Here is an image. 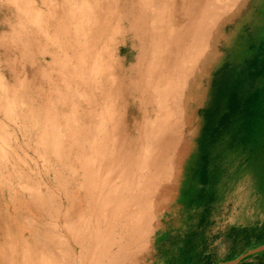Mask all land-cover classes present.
<instances>
[{
	"label": "rangeland",
	"instance_id": "obj_1",
	"mask_svg": "<svg viewBox=\"0 0 264 264\" xmlns=\"http://www.w3.org/2000/svg\"><path fill=\"white\" fill-rule=\"evenodd\" d=\"M228 1L220 0L218 10L242 6L247 22L258 18L261 27L249 34L237 26L236 5L214 22L216 32L205 43L213 40L212 56L203 47L196 56L191 151L174 161L178 168L162 161L176 149L166 154L133 144L143 125L158 135L178 118L176 78L172 85L156 71L157 53L153 61L149 45H142L153 40L158 21L165 26L172 16L177 25L191 8L188 0H0V264H64L63 254L54 255L67 249L72 264H87L86 251L95 258L108 240L119 253L116 242H133L134 228L147 223L139 212L156 206L158 214L163 207L173 214L159 218L169 222L138 264H233L237 258L264 264V220L248 232L222 235L225 219L250 208L251 182L258 185L264 169V118L254 114L264 104V8L256 7L258 0ZM191 44H182V53ZM257 193L264 197V187ZM226 198L234 205L225 206ZM135 210L139 216L130 214ZM139 236L138 249L147 243L146 233ZM100 261L108 264L104 256Z\"/></svg>",
	"mask_w": 264,
	"mask_h": 264
},
{
	"label": "bare ground",
	"instance_id": "obj_2",
	"mask_svg": "<svg viewBox=\"0 0 264 264\" xmlns=\"http://www.w3.org/2000/svg\"><path fill=\"white\" fill-rule=\"evenodd\" d=\"M143 2H144V0H142ZM151 1V0H150ZM184 1H186V0H184ZM228 3H230V1H228V0H226ZM234 1V0H233ZM240 1H242V0H240ZM261 1L262 0H258V2L256 3V7L258 8V9H263L264 8V5H262L261 4ZM142 2V3H143ZM147 2L148 1H146V2H144L143 3V5L145 6V3L147 4ZM171 2V1H170ZM188 2H189V4L191 5V8H189V9H185L186 10V13L184 14V15H182L183 16V18H181V20L177 23V25H176V23L174 22L175 21V19H174V21H172V16L170 17V19H169V21L167 22L168 24L167 25H163L162 24V21L163 20H165V19H162V20H160V21H158L157 20V15L155 14V16H154V18L156 19V22H157V26L156 25H154V26H156L153 30L155 31V32H153V36H154V38H153V40L151 39V40H145V42H144V44L142 45V50H144V46H147V45H149V51H151L150 52V54H152V55H150V56H152L151 58L153 59L154 57V55L156 56V60H158L159 62H157V64H156V66H155V64L153 63V66L155 67V70L156 71H158V70H160V69H162L163 70V72L164 73H166L167 74V77L170 79V84H172V85H174L173 84V82H174V80H171V78H176V80H175V83H176V86L174 85V86H172L174 89L172 90V91H175L174 93V96H175V98L173 99V105H174V107H175V110L176 111H178V113L177 112H175V111H173L174 112V114H175V116H176V113H177V119H175V120H173V122L174 121H176V120H178L176 123H174V124H172L173 122H171V121H169L168 123L167 122H165V123H167V124H163V125H161V126H164L165 127V129L163 128V130H162V132L160 133V134H158L157 135V132H155V131H157L156 129L155 130H153L154 128H152V130H151V128L149 127V126H147V125H143V129L141 130V131H139L140 132V135H141V138H139V141H136V143L135 144H133L134 146H135V148H139V149H141V147L142 148H146V149H148V150H150V152L152 151V149L153 150H155V148L154 147H160L161 149H162V151L159 149V148H157V149H159L160 150V152H166V154H168L169 152H170V150L172 151L173 149H176L175 151V153H174V155H172V156H177L176 157V159H174V157H169V156H167V157H169V158H166V160H162V161H164V163H165V161L167 162L168 160H169V163H171L172 164V162H173V165H174V161L176 160V161H178V160H180V159H182V158H180L181 157V155L183 156V157H185L184 156V154H187L188 152H190L191 151V148L189 149V139H192V137L191 138H188V135H187V131H191V125L193 124V120H194V112H193V110L191 109V107H189V106H191V105H193V102H194V99H195V95L193 94V89H195L196 88V82H197V80H198V77H199V69H198V67H199V63H198V58L196 57V56H200V54H202L201 52L204 50V49H202V47L203 48H205V50H206V53L208 52L207 51V49H209L210 48V50H214V44H213V40L211 39V41H210V43H208V47L207 46H205V43L207 42L206 40H209L211 37H212V35H214L215 34V32H216V30H215V24H214V22L216 21H218V18H223L224 16H226V15H229V10H231V9H233L234 7H232V3H234V2H232L231 1V4L232 5H226V7H228V8H225V9H227V11H225L224 9V13L223 12H221L222 11V8H224L223 7V5L222 4H220L219 2H220V0H219V2L217 1V0H188ZM176 3V2H175ZM222 3V2H221ZM241 3H243V2H241ZM138 4V3H137ZM169 4V3H168ZM132 5V4H131ZM175 5V4H174ZM222 6V8H221V6ZM236 5V4H235ZM235 5H233V6H235ZM143 6V7H144ZM230 6H231V9H230ZM149 7V6H148ZM148 7H147V10H149L148 9ZM173 7H175V6H173ZM242 7V6H241ZM241 7H239V6H237L236 5V7H235V10L236 11H238V12H240V10H241V16L236 20V25L237 26H239L240 24L243 26V25H245L244 26V28H246L247 30H248V33L249 34H252V32H257V30L261 27L260 25H259V19L258 18H256L255 19V21H254V18L253 19H251L252 21H249V22H247V15H246V13L248 12H246V10L249 8V5H246V2H245V6H244V13H245V15L244 14H242V8ZM168 6H166V11L168 10ZM239 8V9H238ZM155 9V8H154ZM170 9V8H169ZM218 9H221V11L220 10H218ZM146 10V11H147ZM174 10V9H173ZM204 10H206V11H204ZM155 11V10H154ZM163 11H165V10H163ZM149 12V11H148ZM161 12H162V10H161ZM169 11H167V13H168ZM174 12V11H173ZM188 12V13H187ZM237 12V13H238ZM160 13V12H159ZM166 12H165V15L167 14ZM219 13H221V14H219ZM158 14V13H157ZM164 14V13H163ZM162 14V15H163ZM141 15V14H140ZM161 15V14H160ZM162 15L160 16V17H162ZM167 15H169V14H167ZM215 15V16H214ZM146 16V15H145ZM138 17V16H137ZM136 17V18H137ZM174 17V16H173ZM218 17V18H217ZM135 18V19H136ZM153 17H152V20H154L155 21V19H154ZM165 18H166V16H165ZM217 18V19H216ZM139 20V19H138ZM167 20H168V16H167ZM177 20V19H176ZM220 20V19H219ZM141 21V20H140ZM166 21V20H165ZM215 22V23H216ZM247 22V23H246ZM137 23V22H136ZM153 23V22H152ZM246 23V24H245ZM215 25V26H214ZM248 25V26H247ZM151 26H152V24H151ZM264 28V27H263ZM147 33V32H146ZM149 33V32H148ZM230 35V34H229ZM153 36H151V37H153ZM228 36V35H227ZM242 35L240 34V37H241ZM240 37H239V41H242V39H240ZM229 38V39H228ZM228 39V41H233L232 40V36L230 35L229 37H226V40ZM244 39V38H243ZM187 40L188 41H192V44L190 45L191 46V48H190V50H186L184 53H182V48L183 47H181V45L182 44H184L185 42H187ZM162 42H164V43H167L168 45H165V44H163ZM161 44H163V46H161ZM192 45H194V48L192 47ZM166 46V47H165ZM229 46H231V44H229ZM233 47V46H232ZM202 49V50H201ZM205 52V51H204ZM144 51L142 52V55H144ZM162 53V54H161ZM198 53V54H197ZM206 53H204V54H206ZM209 53V52H208ZM207 53V54H208ZM212 53V52H211ZM163 55L162 56V58H158L157 57V55ZM141 55V56H142ZM209 55H210V57L212 56L210 53H209ZM209 55H207L208 56V58H209ZM149 56V57H150ZM206 56V55H205ZM204 57V56H203ZM203 57H200L201 59L203 58ZM142 58L140 57V60H141ZM155 59V58H154ZM154 59H153V61H154ZM177 59H178V61H177ZM201 59H200V61H201ZM185 60H189L190 62L192 61V65H190V66H184L183 64V61H185ZM193 60H195V63H194V61ZM204 60V59H203ZM203 60H202V62H203ZM152 61V62H153ZM199 61V62H200ZM149 62H151V60H149ZM138 63H140V62H138ZM142 63V62H141ZM186 63V62H185ZM147 64H148V62H147ZM146 64V65H147ZM152 64V63H151ZM150 64V65H151ZM187 64V63H186ZM200 64H202V63H200ZM143 65V64H142ZM147 66H149V65H147ZM146 66V67H147ZM153 67V68H154ZM148 68V67H147ZM147 68H146V71H147ZM149 68H152V67H149ZM199 70V71H198ZM152 71V70H151ZM160 72V71H159ZM147 83V82H146ZM153 84H154V81H153ZM147 85H149L150 86V84L148 83ZM148 87V86H147ZM149 95V94H148ZM171 95V94H170ZM168 97V96H167ZM162 99L161 100H164V97H161ZM166 98H165V103H166ZM160 101V100H159ZM168 101H170V100H168ZM164 103V104H165ZM170 104V103H169ZM164 106V105H163ZM166 106V105H165ZM166 109V108H165ZM167 110V109H166ZM153 111V110H152ZM166 112V111H165ZM165 112H163V114L165 113ZM157 113H158V111H157ZM145 114V113H144ZM158 115H160V114H158ZM166 115H169L167 112H166ZM165 115V116H166ZM155 116V115H154ZM162 116V115H161ZM160 116V117H161ZM165 116H162V118H164ZM174 116V117H175ZM168 117V116H167ZM167 117H165V118H167ZM146 118V117H145ZM144 118V119H145ZM154 118V117H153ZM157 118V117H156ZM162 118H161V120H162ZM164 118V119H165ZM155 119V118H154ZM169 120V119H168ZM167 120V121H168ZM159 121V120H158ZM149 122V121H148ZM162 122V121H161ZM164 122V121H163ZM162 122V123H163ZM152 123V122H151ZM141 124V123H140ZM141 126V125H140ZM158 127V126H157ZM140 129V128H139ZM159 130H160V127H159ZM163 131H165V133L166 134H168V133H170L169 135H168V137H167V135H165V134H163ZM156 133V134H155ZM185 134V137L183 136ZM190 135H191V132L189 133ZM150 135H152L151 137H150ZM159 135H162L163 137H160ZM172 135H174V136H172ZM142 136H144V139H146V142L144 143L143 141H142ZM169 136H172V137H169ZM192 136V135H191ZM148 137H150V138H148ZM186 137H187V139H186ZM147 139H151V140H153V139H155L153 142L152 141H147ZM152 148V149H151ZM146 149H145V151H146ZM168 151V153H167V151ZM190 150V151H189ZM161 154V153H160ZM166 154H164V155H166ZM169 155H171V154H169ZM146 156V155H145ZM162 156V155H161ZM152 157V156H151ZM165 156H163V158H164ZM147 161V160H146ZM181 161V160H180ZM142 162V161H141ZM177 163H175V165L174 166H179V165H176ZM178 164H179V161H178ZM157 165H159V164H157ZM161 165H163V163L161 164ZM159 166V167H161L162 168V166ZM166 166H168V165H166ZM179 168V167H178ZM167 170V169H166ZM174 170H176V168H174ZM161 171H163V170H161ZM178 171V170H177ZM160 172V171H159ZM129 173V172H128ZM152 173H153V171H152ZM167 173V172H166ZM157 174V173H156ZM160 174V173H159ZM165 174V173H164ZM155 177V176H154ZM164 177V176H163ZM151 178V177H150ZM153 180H154V178H153ZM160 180H162V179H160ZM148 182H149V180H148ZM154 182H156V181H154ZM165 182V181H164ZM164 182H162V184L164 183ZM144 183V182H143ZM147 183V182H146ZM166 183V182H165ZM141 185V184H140ZM144 185H146V184H144ZM155 185V184H154ZM103 186V185H102ZM157 187V186H156ZM112 188V187H111ZM161 188V187H160ZM168 188V187H167ZM109 189V188H108ZM113 189V188H112ZM148 190V189H147ZM166 191V190H165ZM161 193V192H160ZM160 193L159 194H155L156 196H158L159 195V197H161V199H162V202H164V203H166V195L163 193V196H161L162 195V193H161V195H160ZM123 194V193H122ZM105 195V194H104ZM145 195V194H144ZM143 195V196H144ZM103 196V195H102ZM133 196V195H132ZM153 196H154V194H153ZM104 197V196H103ZM135 198V197H134ZM154 198V197H153ZM165 198V199H164ZM102 199V198H101ZM156 199V198H155ZM159 199V198H158ZM163 199L164 200H166V201H163ZM108 200V198L106 197V200L105 201H107ZM129 200V199H128ZM154 200V199H153ZM152 200V201H153ZM149 201V200H148ZM147 201V202H148ZM160 201V200H159ZM151 202V201H150ZM156 201H153V203H152V205L153 206H155L154 205V203H155ZM111 203V202H110ZM127 203V202H126ZM138 205L140 204L139 202H136ZM136 203H135V205H136ZM159 203V202H158ZM109 204V203H108ZM129 204V203H128ZM151 204V203H150ZM100 205H102V204H100ZM105 205V204H104ZM107 205V204H106ZM125 205V204H124ZM134 205V208L135 207H137V209H139L141 206V204L139 205V206H135ZM143 205V204H142ZM166 204H164V205H162V206H165ZM147 206V205H146ZM146 206H145V208L144 209H146ZM149 207V206H148ZM147 207V208H148ZM151 207V206H150ZM158 206H156V207H154L155 208V210L157 211V213H156V211L154 210V208L153 209H151L152 211H155V215L153 216V214H151L152 213V211L150 212V213H148V212H146V211H148L149 209H147V210H144V211H140L139 213H144V215L143 214H140V219H141V215H143V216H145V215H147V218L148 219H145V221L147 222V223H144V225H140L139 223V227H138V230H137V225L136 224H134V225H136V226H134V227H136V228H134V232H133V235L131 236V238L134 240H132L133 242H131V241H129V242H131V243H128V244H124V243H119V242H116V243H118L117 245L119 246L118 248H120L119 249V253H117V252H112L111 251V249H113L112 248V243L110 242L109 243V241L110 240H108V241H104V245H106V247H104V249H106L107 251H104L105 253H103V254H98V255H96L95 256V258H90V255L88 254V250L86 251L87 252V257L85 256V258L87 259V264H90V261H91V263L93 264H102L101 263V261H100V258L102 257V256H104V257H106V259L108 260V264H138V263H140V262H142L143 260H144V258H145V256L147 255V254H149V252H150V250H151V248H152V245H153V242H154V235H156L157 234V231L160 229L161 230V228H163V226H167V224H168V222H169V219L167 220V218H166V221H163L164 220V217L165 216H167V215H172L173 213V211H169V208L168 209H166V208H159L160 210H159V214H158V208H157ZM159 207H160V203H159ZM165 207H167V206H165ZM157 208V209H156ZM136 209V210H137ZM122 210V209H121ZM136 210L135 211H133L134 213H130V214H132V216L134 215V214H136V216H139V214H138V211L136 212ZM136 212V213H135ZM146 212V213H145ZM176 213V212H175ZM120 214V213H119ZM151 214V215H150ZM177 214V213H176ZM129 217H128V219L131 217V215H129V212H128V214H127ZM161 215H163V217L161 216ZM142 216V217H143ZM161 216V217H160ZM125 217V216H124ZM171 217V216H170ZM127 218V217H126ZM139 219L138 217L136 218V217H133V219ZM146 218V217H145ZM153 218V219H152ZM159 218H163V222L159 219ZM131 219V218H130ZM129 219V220H130ZM132 219V220H133ZM143 219V218H142ZM125 220V219H124ZM157 220V225L155 226V224H153V222L154 221H156ZM134 221V220H133ZM132 221V222H133ZM137 221H135L134 223H136ZM140 222V221H139ZM141 223H142V220H141ZM156 223V222H155ZM133 224V223H132ZM130 225V224H129ZM133 226V225H132ZM130 227V226H129ZM44 228V227H43ZM133 228V227H132ZM166 229V228H165ZM133 230V229H132ZM125 232V231H124ZM132 233V232H131ZM130 233V234H131ZM142 233H146V235L147 236H145L146 238H147V240H146V245L144 246V244H143V246H141L140 247V249H138V244L137 243H135V242H137L138 240L136 239L137 238V235L139 236V234H141L142 235ZM78 234V233H77ZM129 234V235H130ZM36 235V234H35ZM125 236H127V235H125ZM36 237V236H35ZM140 237V236H139ZM143 237H144V235H143ZM37 238V237H36ZM141 238V237H140ZM122 239V238H121ZM124 240H125V237H124ZM123 239L121 240V241H124ZM75 241L80 245V246H83L84 245V242H83V240H81L78 236H75ZM126 241V240H125ZM38 242H40V241H38ZM95 243V242H94ZM107 243H108V245H107ZM115 243V244H116ZM135 243V244H134ZM114 244V245H115ZM41 246V245H40ZM95 246V245H94ZM134 246V247H133ZM136 248V249H135ZM116 249V248H115ZM47 250V249H46ZM32 252V251H31ZM30 252V253H31ZM38 252V251H37ZM92 252V251H91ZM51 253V252H50ZM61 254H63V255H61ZM35 255V254H34ZM60 255L63 257V259L60 257ZM30 256H32L31 254H30ZM29 256V257H30ZM101 256V257H100ZM33 257H35V256H32V258ZM37 257V256H36ZM73 257H74V254L72 253V250H70V249H67L66 251H63V252H61V253H57L56 252V254L54 255V258L55 259H57V260H59L60 258H61V261L64 263V264H72L73 263V261L72 260H74L73 259ZM147 257H150L149 255L147 256ZM38 258V257H37ZM35 259V258H34ZM134 259V260H133ZM36 261V260H35ZM46 261H47V259H46ZM46 261H44L43 260V262H45V263H47ZM38 262V261H37ZM49 262V261H48ZM84 262V261H83ZM44 264V263H43Z\"/></svg>",
	"mask_w": 264,
	"mask_h": 264
},
{
	"label": "crops",
	"instance_id": "obj_3",
	"mask_svg": "<svg viewBox=\"0 0 264 264\" xmlns=\"http://www.w3.org/2000/svg\"><path fill=\"white\" fill-rule=\"evenodd\" d=\"M261 155L264 156V150H261ZM263 156H261L262 158H264ZM262 173V179H258L262 182H258V185L256 184V182H251L250 185V191H249V199L246 201V205H248V207H250L249 209H247L246 211L242 210L240 212V214H237V216H235L233 214V217L231 219H225V221L229 224H227V229L222 233L223 236H230L233 235L235 233H245L248 232L250 230L251 225H254L255 223H258L259 221L264 220V197L260 196L261 193H257L259 192V189L263 188L264 186L260 183H264V169L260 170ZM252 176V175H251ZM257 193V194H256ZM227 199V198H226ZM233 202V201H232ZM217 204H222V203H218ZM228 205H234V202L231 203V201H227L225 202V206ZM216 220L218 221V218H216ZM220 221V219H219ZM233 259H231L230 261H233ZM233 264H252V262H249L247 259L245 258H237V262L234 263V261L232 262Z\"/></svg>",
	"mask_w": 264,
	"mask_h": 264
},
{
	"label": "trees",
	"instance_id": "obj_4",
	"mask_svg": "<svg viewBox=\"0 0 264 264\" xmlns=\"http://www.w3.org/2000/svg\"><path fill=\"white\" fill-rule=\"evenodd\" d=\"M254 114H255L256 117H259V119L264 118V104L260 107L259 110L255 111Z\"/></svg>",
	"mask_w": 264,
	"mask_h": 264
}]
</instances>
